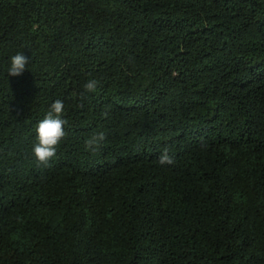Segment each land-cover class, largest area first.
Listing matches in <instances>:
<instances>
[{
    "label": "trees",
    "instance_id": "1",
    "mask_svg": "<svg viewBox=\"0 0 264 264\" xmlns=\"http://www.w3.org/2000/svg\"><path fill=\"white\" fill-rule=\"evenodd\" d=\"M0 264H264V0H0Z\"/></svg>",
    "mask_w": 264,
    "mask_h": 264
},
{
    "label": "clouds",
    "instance_id": "2",
    "mask_svg": "<svg viewBox=\"0 0 264 264\" xmlns=\"http://www.w3.org/2000/svg\"><path fill=\"white\" fill-rule=\"evenodd\" d=\"M28 58L22 53H17L10 58L8 67L9 76H20L26 69ZM102 87L101 81L94 76H89L81 86L79 98L84 99L89 94L98 93ZM75 95V94H74ZM65 111L63 99L53 101L45 115L35 125V143L32 147V152L35 157L38 167H50V162L54 159L57 153V148L61 141L66 137L65 125L67 120L62 116ZM102 117H107V111L102 112ZM107 136L104 131L93 132L84 141L85 151L96 153L106 141ZM160 165L174 164L173 157L169 154V150L165 148L158 157Z\"/></svg>",
    "mask_w": 264,
    "mask_h": 264
}]
</instances>
